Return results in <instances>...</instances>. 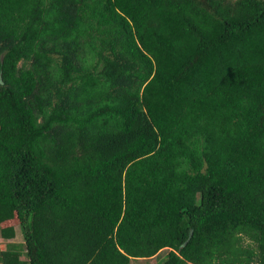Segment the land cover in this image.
Returning a JSON list of instances; mask_svg holds the SVG:
<instances>
[{
  "label": "trees",
  "instance_id": "obj_1",
  "mask_svg": "<svg viewBox=\"0 0 264 264\" xmlns=\"http://www.w3.org/2000/svg\"><path fill=\"white\" fill-rule=\"evenodd\" d=\"M15 225L0 264H264V0H0Z\"/></svg>",
  "mask_w": 264,
  "mask_h": 264
},
{
  "label": "rangeland",
  "instance_id": "obj_2",
  "mask_svg": "<svg viewBox=\"0 0 264 264\" xmlns=\"http://www.w3.org/2000/svg\"><path fill=\"white\" fill-rule=\"evenodd\" d=\"M6 224L10 225V224H15V222H7ZM14 229L16 230V235L14 238L9 239V240H3L2 238H0V249L3 248V246H5L6 242H21L22 241V237H21V233L19 228L15 225ZM167 253V250H162L161 252H159L157 255L149 258V259H137V260H131L130 264H162L163 262V258L165 256V254ZM161 260V261H160Z\"/></svg>",
  "mask_w": 264,
  "mask_h": 264
}]
</instances>
